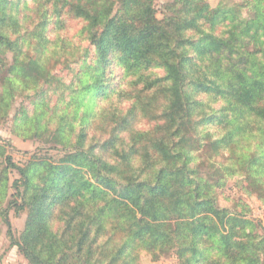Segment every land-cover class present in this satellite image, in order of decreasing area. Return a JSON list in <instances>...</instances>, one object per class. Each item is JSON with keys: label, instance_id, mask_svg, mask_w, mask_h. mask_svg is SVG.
I'll return each mask as SVG.
<instances>
[{"label": "trees", "instance_id": "1", "mask_svg": "<svg viewBox=\"0 0 264 264\" xmlns=\"http://www.w3.org/2000/svg\"><path fill=\"white\" fill-rule=\"evenodd\" d=\"M155 1L0 0V123L16 71L37 83L27 97L42 109L15 120L63 152L24 166L6 157L0 181L9 168L20 177L0 213L29 264H141V250L158 259L168 242L179 264H264V225L234 242L250 221L221 208L211 183L242 172L264 201V0H173L162 19ZM72 20L82 26L69 38ZM11 208L27 212L19 237Z\"/></svg>", "mask_w": 264, "mask_h": 264}, {"label": "rangeland", "instance_id": "2", "mask_svg": "<svg viewBox=\"0 0 264 264\" xmlns=\"http://www.w3.org/2000/svg\"><path fill=\"white\" fill-rule=\"evenodd\" d=\"M173 0H156L155 7L157 9V16L162 19L166 14H170L166 5ZM213 7H217L219 3L228 4L233 2H242L243 0H208ZM243 15H247V10L243 11ZM82 24L77 20H72L70 28L66 31L69 38L75 36L76 32L80 30ZM77 37L74 38L76 40ZM6 61H11V54H7ZM71 67L74 69L76 64L73 63ZM248 76L257 75L259 76V69L261 67L259 58L257 56H251L247 62ZM245 67L237 66L234 70L236 75L241 76L240 70ZM59 74L65 77V80L69 83L75 76V72L69 67L66 68V64H60L57 66ZM14 78L17 79V84L20 85L15 90L12 89V97L15 100L12 103L10 109V116L6 122L0 123V177L3 169L7 165L6 157H11L12 161L17 164L24 166L31 159L32 155L37 153L39 155H48L59 158L63 155L61 149H49V144L44 140H40L35 137L34 123L31 121H25L26 119L15 120V115H24L25 111L37 113L42 109V105L38 102H32L27 96L32 95L34 88L38 85L34 83L31 78L25 79V81L18 75L16 71L12 72ZM18 75V76H15ZM20 78V79H18ZM10 97L9 99H12ZM128 103H125V105ZM22 118V117H21ZM140 124L141 128H148L151 121L143 120ZM150 122V123H148ZM197 145V144H196ZM202 152V162L200 164L201 174L208 176L213 172V168L210 166L209 157L212 149H200ZM205 150V151H203ZM213 158L224 163L225 156L222 154L216 155L213 153ZM6 179L0 181V210L8 207L9 200L16 199L13 196L16 193V188L12 185L14 180L20 177L18 171L15 168H9L5 174ZM219 183L216 179H211L212 184H216L214 187V193L217 198V203L221 208L228 209L229 212L239 214L250 221L244 229L235 228L231 232V238L234 242H245L246 239L251 237H257L263 234L264 225V201L258 196L257 193L251 191L247 186V182L242 172L234 174H225L220 177ZM6 189V190H5ZM3 190L6 192L2 193ZM5 194V195H4ZM9 219L12 224V231L14 236L19 237L21 232L24 230L27 212L23 211L16 213L15 209L11 208L8 211ZM8 225L4 217L0 213V264H29L28 260L21 254L17 246L12 245L10 235L8 233ZM250 237V238H251ZM165 248L164 252L154 259V256L148 252L141 250L140 263L141 264H179L177 252L175 251L174 244L168 242L163 245Z\"/></svg>", "mask_w": 264, "mask_h": 264}]
</instances>
